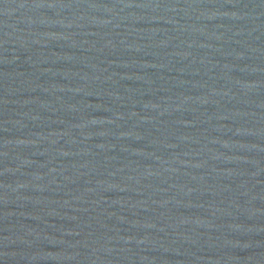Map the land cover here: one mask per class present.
<instances>
[{"label":"water","instance_id":"95a60500","mask_svg":"<svg viewBox=\"0 0 264 264\" xmlns=\"http://www.w3.org/2000/svg\"><path fill=\"white\" fill-rule=\"evenodd\" d=\"M0 264H264V0H0Z\"/></svg>","mask_w":264,"mask_h":264}]
</instances>
